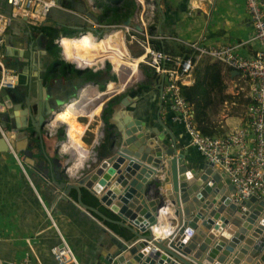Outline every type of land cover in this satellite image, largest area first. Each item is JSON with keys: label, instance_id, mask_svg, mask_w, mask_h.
I'll return each instance as SVG.
<instances>
[{"label": "water", "instance_id": "95a60500", "mask_svg": "<svg viewBox=\"0 0 264 264\" xmlns=\"http://www.w3.org/2000/svg\"><path fill=\"white\" fill-rule=\"evenodd\" d=\"M58 1L63 5L71 0ZM63 14L66 17L63 21L71 23L73 16L70 14L73 13L65 11ZM130 23L129 17L125 24ZM136 29L140 30V27ZM24 48L33 52L27 43ZM24 54L25 50L14 49L12 52L24 68L12 61L18 72V81L15 87L0 91L5 106L2 122L4 130L12 135L16 152L24 155L27 164L34 165L30 130L41 135L55 113L77 99L80 91L91 83L84 78H72L61 81L63 89H54L53 86L60 82L55 79L45 86L40 81L36 89L31 75L24 71L26 64L23 63H27L28 69L31 66L30 56L27 61L22 60ZM115 76L120 79L118 73ZM161 77L164 80V76ZM130 86L104 98L107 104L113 97L126 93L112 106L108 122L116 131L109 133L111 139L108 138L106 144L109 151L95 156L72 182H60V172L65 168L60 160L53 178H50L49 168H45L47 177L42 179L52 182L46 185L54 202L67 201L69 192L74 189L80 206L77 210L90 218L101 217V224L94 222L99 229L103 230L104 221H110L124 226L134 235L126 239L109 228L111 246L101 255L104 262L98 264H223L230 258L233 260L231 264H264V197L233 202L235 188L231 179L216 169L210 160L205 159L202 165L190 168L168 127H146L133 115L137 106L134 97L138 92H127ZM0 144V151L9 152L8 142L1 133ZM82 187L120 219L112 220L96 207L86 204L82 199ZM153 190L161 197L152 194ZM163 196L174 205L176 227L163 239H155L152 227L158 223ZM261 216L262 220L259 219ZM249 231L253 237L248 236ZM58 242L56 239L49 249L52 258V248ZM236 247L240 249L237 251Z\"/></svg>", "mask_w": 264, "mask_h": 264}, {"label": "crops", "instance_id": "0c3cea01", "mask_svg": "<svg viewBox=\"0 0 264 264\" xmlns=\"http://www.w3.org/2000/svg\"><path fill=\"white\" fill-rule=\"evenodd\" d=\"M193 1L194 18L182 19L181 14L184 13L183 10L177 14L165 12L166 15L163 16L161 22L164 23L165 27L163 30H165L166 34L170 35L169 37H172L173 39L176 38L182 42L194 41L199 39V37H203L204 40L211 45L232 41H250L252 36V24L250 15L245 7V0H210L209 3L205 2L207 0ZM95 2L98 7L96 10H93V7L91 8L89 6L88 0H71L68 4L64 3L63 6L73 10L69 11V13H73L70 14L73 16L71 23L63 21V19L66 18L63 14L65 11L60 8H56L58 9L56 12H50L46 20L39 24H31L29 21L24 20L25 18L12 19L7 27L5 34L6 37L2 48L7 66L14 69L15 67L12 66V61H16L17 64L20 65L18 58L12 55L14 49L18 51L25 50L24 58L22 60L27 61L30 56L29 63L31 66L28 69L27 63H23L26 64V69L24 71L31 75L32 84L34 85L33 87L36 89H38L40 81L44 83V86L49 84L48 81L51 79L48 76H45L46 71H44V69L46 67L48 68L50 63L57 69L55 76L51 78L60 79V82H58L59 84L55 87L53 86L54 89H57L58 87L63 89L64 86L61 81L72 78H84L86 82L97 84L103 83L105 79L106 81L114 82L108 80L109 78L114 79V76H109L103 63L99 64L98 67L91 68L93 71L99 72V74L97 73V76L94 78H89L88 72H84L83 70L85 65H81L77 62L74 64V61V65H68L66 59L60 55L59 49L57 50L59 51L60 56L55 59L48 49L49 37L39 26L60 25L58 26L60 30H64L67 29L65 27L67 25L69 28L74 29V31H80V27L87 25L90 27L88 19L99 26L116 24L117 22L112 21H110L112 24L102 22L105 20H102V17L100 16L102 12L99 13V10L101 8L103 9L102 4L99 0ZM206 6H208V11H206ZM10 10V6L7 5L5 0H0V13L6 14L9 13ZM207 14L209 16H207ZM91 15H94L97 20L95 21ZM186 15L185 10L184 16L186 17ZM124 20H122V24L125 23ZM99 26L98 29L102 30ZM104 31L110 30L107 29ZM61 38H64L63 44L65 39H69V37L64 35H62ZM24 43L31 45L33 52L30 53L29 48L25 49ZM63 44L60 42L63 54L68 59ZM255 48L256 44L251 41L250 46L244 47L243 50H245V52H251ZM42 51H46V53ZM31 55L33 58H31ZM19 65H17L18 68H24L21 65L19 67ZM72 66L75 69L81 70L80 73L75 74V69ZM222 67L227 89L230 88V91L233 94L235 91L239 93L242 90H248L247 83L240 79L238 72L230 70L223 64ZM152 74L154 76L152 84L143 83L139 85L150 87L149 93L142 88H135L131 91L133 93L138 92V96L134 95L137 106L133 110V115L138 120L145 123L146 127H158L160 129L168 127L177 140L178 151L185 154L187 165L190 168H196L197 166L202 165L206 162L205 157L190 144V137L183 124L172 120L170 102L166 98L163 99L162 93H160L161 85L163 91L166 82L165 79L163 80L162 77L155 75L153 72ZM199 76H201V74L198 75L196 73L195 76L193 73L192 81L186 85H194L197 80H201V77L198 78ZM142 78L143 72L141 79ZM46 79H48V81L45 82ZM117 80L118 79L116 78V81ZM118 81L121 82L120 79ZM25 82H27V80H25ZM51 82L53 81L51 80ZM8 89L11 88H5L4 90L7 91ZM35 94L37 95V90H35ZM125 94L113 97L111 99L112 101H108L111 103V110L113 103H116L113 102V99H116L114 101L120 100ZM248 94L249 93H246V106L247 102L249 103L250 101ZM231 96L233 97V95ZM2 98L3 95L0 94V100L3 102ZM110 103H108V105H110ZM110 108L109 117L107 120L105 119V121L111 126V129L116 131V128L108 122L112 113ZM102 111L104 117L106 115V109L104 106ZM4 116V111L0 112V122L2 126V118H4ZM98 123L99 124L95 126L96 128L94 127L91 129L88 128L91 124L89 123V126L81 137V143L87 149V152L90 151L88 155H85L86 153L81 149H76L75 145L72 143L65 142L67 137L65 140H62L63 133L60 137V131H58V124H63L61 122H54L53 125L48 124V126L43 129L41 135L38 133L33 134L30 130L29 142L35 162L34 165H32L23 161L28 175L23 172L21 166L12 154L0 151V227L2 231V239L0 240V258L2 259V264H12L15 261H22L25 258H29L31 264H55V261H53V258L49 253V249L56 239L59 241V236L58 232L52 225V221L46 214L45 206L52 211V218L57 227L74 248L77 256L83 264H98L99 262H104V260L101 259V255H104L107 252V247L111 246L109 227L103 223V230L99 229L95 223L101 224V217L97 216L98 219L96 220L90 218L86 214L89 217L88 218L77 210L80 206L77 203L76 190L71 189L68 199H66L67 201L62 203L58 201L57 203L54 202L55 199L49 195L50 190L46 185L47 183L52 184V182H50L49 179L42 181V179L47 177L45 168H49L51 171L50 178H53L56 173L55 169L58 168L57 161L60 160L63 163V167H65L64 172L63 168L60 172L62 175L60 182H72L74 177H76L75 175L82 173L86 166L93 161L95 156H99L100 153H107L109 151V146L106 144L108 138L111 139V134L109 133L113 131L106 132L105 128L101 127L100 122ZM238 124L234 126H237ZM218 129L219 128H217V130ZM61 141H63V143H61ZM67 144H71L72 146H67ZM76 150L79 151L77 152ZM20 156L24 157L22 154ZM64 156H69L71 159L64 161ZM83 189L85 188L82 187V191ZM152 194L158 195L154 190ZM262 218V216L259 217L260 220ZM167 226L169 225L167 224ZM167 228L169 231L171 230L170 227ZM125 230L126 235H121L118 232L117 234L126 239L133 238L132 232L127 228H124V231ZM248 235H251L250 231ZM235 249L238 251L240 248L237 247Z\"/></svg>", "mask_w": 264, "mask_h": 264}, {"label": "built area", "instance_id": "2783aa9c", "mask_svg": "<svg viewBox=\"0 0 264 264\" xmlns=\"http://www.w3.org/2000/svg\"><path fill=\"white\" fill-rule=\"evenodd\" d=\"M5 2L11 10L10 13H0V91L15 87L18 81L17 70L7 66L2 51L6 30L11 20L25 18L31 24H39L46 20L52 9L60 8L68 12L73 11L60 5L58 0H5ZM88 4L91 8L93 7V10L98 9L95 0H88ZM245 7L252 24L250 41H232L211 45L203 37H199L194 41L185 42L191 50L188 55H173L156 48L152 43V38L163 40L167 36L161 33L156 36L149 35L147 25L143 19H141L142 24L139 23L140 30L136 29L134 25L137 22L136 17L134 21L131 19V23L128 25L124 23L121 25L99 26L88 19L92 26L90 25L89 30L85 31L90 32L95 39L100 38L102 30L104 32L105 28L110 32L121 31L141 47L144 59L140 64L147 65L155 75L164 76L166 82L162 97L170 102L172 120L182 123L190 137V144L205 159L210 160L216 169L231 179L235 188L232 201L236 203L248 200L250 197L259 199L264 197V0H245ZM98 26L102 30L94 32L93 29H98ZM82 34V32H79L76 36ZM136 34L141 35V37L138 38ZM62 35L65 36L62 33L55 40V44L61 48V55L67 61L73 62L63 54V49L59 44ZM251 41L256 44V48L251 52H245L243 48L250 46ZM203 57L214 62H220L230 70L238 71L240 79L248 86L250 101L246 106L245 116L241 123L220 135H205L201 131L195 120L194 109L182 93V86L192 81L195 67ZM3 111H5V106L0 100V112ZM0 133L8 142L9 153L15 157L23 172L27 174L23 164L24 158L14 149L11 140L12 135L4 130L1 122ZM158 196L161 197L159 194ZM163 198L164 204L160 205L158 209V223L155 226L165 220L170 227L175 229L174 205L165 196ZM162 207L165 208L164 214L167 215L165 218H163L162 211H160ZM169 207L171 209H167ZM45 209L59 236V242L52 248L55 262L57 264H83L74 248L57 227L52 218V211L46 206ZM92 217L97 220L96 217ZM155 226L152 227L155 239H163L171 233L170 231L163 236H157L154 233ZM1 239L2 231L0 227ZM0 264H2L1 258ZM12 264H31V261L29 258H25Z\"/></svg>", "mask_w": 264, "mask_h": 264}, {"label": "bare ground", "instance_id": "6f19581e", "mask_svg": "<svg viewBox=\"0 0 264 264\" xmlns=\"http://www.w3.org/2000/svg\"><path fill=\"white\" fill-rule=\"evenodd\" d=\"M138 1L143 7L146 6V0ZM140 18L143 19L146 24L143 12H141ZM101 38L95 39L90 32H84L82 35L74 37L73 39L67 38L64 41V51L66 49L65 54L69 60L71 59L74 62L85 65V67L102 63L105 65V61L108 60L112 63L115 73L119 74L121 82H110L103 91L98 90L97 87L92 85L81 90L79 97L83 102H80L79 97L70 101L55 113L50 124L53 125L54 122L65 124L67 137L65 142L72 143L75 145L76 149H81L86 153L85 155H88L90 151L87 152V149L81 143V137L89 123L96 121V117L100 115L102 107L105 104L104 98H109L116 92L121 91L123 87L130 86L142 77L139 64L143 61L144 54L141 53L140 56H133L124 41L125 39L121 31H113ZM63 39H60L59 44L60 42L63 44ZM81 117L87 118L88 122L83 123L80 120ZM68 145L69 144H67V146ZM167 209H171V207ZM160 211H162V216L165 218V216H167L164 214L165 208L162 207ZM167 224L168 222L163 220L155 226V235L163 236L172 231L173 227L167 226ZM167 227H170L171 230L169 231ZM250 236H252V234ZM232 262L233 260L231 258L228 262L223 264H231Z\"/></svg>", "mask_w": 264, "mask_h": 264}, {"label": "rangeland", "instance_id": "374dc122", "mask_svg": "<svg viewBox=\"0 0 264 264\" xmlns=\"http://www.w3.org/2000/svg\"><path fill=\"white\" fill-rule=\"evenodd\" d=\"M95 1H98V0H95ZM99 1H100V3L102 4V7H103V9L101 8L102 10L101 9L99 10V13L102 12L100 14V16L102 17V20L105 19L104 21H102L103 23L112 24V23H110V21H112V22H117L116 25H121L123 23L122 20H124V19L127 20L130 17L134 21V18L136 17V21L137 22L135 21L136 23H134V25L137 28V26L140 27V24H142L140 16H141V12H143V15H144V18H145V22L147 24L148 34L149 35L156 36V35H159L161 33V34L167 36L163 40H174V41L176 40L177 41V42H174V41L166 42L167 45L169 46V51L170 52H173L175 54L179 53L178 42L181 43L184 46H187L185 44V42H182V41H180V40H178L176 38L173 39L172 37H169L170 35L166 34L165 30H163L165 25H164V23L161 22V20H162L163 16L166 15L165 12L166 13L170 12L171 14H177L178 12H180L182 10L184 11V13H185V10H186V14H187L186 17H185L184 13H182L181 14V18L182 19L183 18H187V19L194 18L193 17V12H194V10H193L194 9V7H193L194 1L193 0H179V1L178 0H146V6L145 7H143L137 0H99ZM209 1L210 0H207L205 2L209 3ZM125 2L134 3L133 13L130 14L129 17H126L125 13L128 10L122 9L120 11L119 16L116 17L115 12H114V7L115 6L120 7V5H122ZM210 6H211V4H210ZM107 7L110 8L108 11L104 9V8H107ZM206 8H207L206 11H208V6H206ZM57 10L58 9H52L51 13H53L54 11L56 12ZM206 11H205V13H206ZM106 12H108V13H106ZM207 16H209V15L207 14ZM126 20H124V21H126ZM74 33L78 34V31H76ZM107 33H111V32L110 31H105V34H107ZM121 33L124 36V39H125L124 41L126 42V45L129 48V50H130V53L133 56L141 55V53H142L141 47L137 43H135L134 40L130 39L129 36H126L124 32H121ZM136 36L138 38L141 37V35H139V34H136ZM152 39H158V38L154 37ZM168 43H171V44H168ZM177 55H180V54H177ZM210 62H214V61H212L211 59L206 58V57L201 58L198 61L197 65H196V69H195L194 75L196 76V73L201 74V70L203 69L204 65L207 64V63H210ZM70 63L72 65H74L73 62H70ZM108 63H111V62L106 60L105 61V66ZM98 65L99 64L90 65L89 67L90 68H95ZM139 65H140V70L143 72V78L141 80H139V81H136V82L132 83L131 86L128 88L127 92H130V91L134 90L135 88L136 89L137 88H142L147 93H149L150 87L139 86V85L143 84V83L152 84L154 76L152 74V71L149 69V67L147 65H145V64H139ZM111 71H113L114 73H112ZM114 74H116V73L113 70V65L111 63V69H109V76L113 77V76H115ZM106 82L107 81L105 79V82L103 81V85L105 86V88H106V86H108V84L106 85ZM108 82H110V81H108ZM116 82L119 83L120 81L117 80ZM97 85H99V90L102 91L100 89V86L102 85V83L101 84H97V83L92 84V86H95V87H97ZM246 93H249V91L248 90L247 91L246 90H242L239 93H237L235 91L234 94H233L230 91V88L227 89L223 93V95H230V96L233 95L234 98H232V100H230V99L224 100L223 103H221L218 106L217 112L212 116V120H213L214 124L218 126L220 132L224 133L230 127H232V126L238 124L239 122H241V120L245 116V109H246V102H245L246 100L245 99H247L246 98ZM78 97H79V95H78ZM114 100H116V99H113V102H116ZM108 103H110V102H108ZM108 103L104 104V108L106 109L105 117H103V113L104 112L102 111L103 113L101 112L100 116L96 117L97 121L91 122L90 126L88 125L89 129L94 128L95 126H97L99 124L98 122H100L101 127L105 128L106 132L114 131L113 129H111V126L108 125L106 123V121H105V119L106 118L108 119V117H109V111H108V108H107ZM102 109H103V107H102ZM80 120L83 123L84 122L85 123L88 122V119L84 118V117H81ZM45 127H46V125H45ZM58 127H59V129H61L63 131V139L62 140H65L66 139V131H65L66 127H65V124H58ZM70 159H71V157L64 156V161H68Z\"/></svg>", "mask_w": 264, "mask_h": 264}, {"label": "trees", "instance_id": "16d2710c", "mask_svg": "<svg viewBox=\"0 0 264 264\" xmlns=\"http://www.w3.org/2000/svg\"><path fill=\"white\" fill-rule=\"evenodd\" d=\"M133 7H134V3H130V2H125L122 5H120V7L115 6L114 12H115L116 17L119 16L120 11L122 9L128 10L125 13V16L129 17L130 14L133 13ZM104 9L108 11L110 8L107 7ZM39 26H40V29H42V31L49 37L48 49L50 51V54L55 59H57L61 55V48L55 44V39L59 36L60 32L65 30L64 32H67L66 34L69 35L67 36L69 38H74V37H77L76 35H78L74 33L76 32L74 31V29L69 28L67 25L66 26L64 25L67 28L64 30L63 29L60 30V28L58 27L60 25H56V26L39 25ZM80 28L81 30L78 31V33L81 31L89 30L88 25L80 27ZM104 30H107V28H105ZM93 31L100 32V29H95V30L93 29ZM168 41H174V40L152 39V43L154 44L156 48L162 49L166 52H169L175 55V53L169 51V46L166 43ZM174 42H177V41L175 40ZM168 44H171V43H168ZM57 49L60 50V55ZM178 49H179V53L177 54H180V55H188L191 53V50L187 46H184L179 42H178ZM68 65H71V63L68 62ZM106 66L107 67H105V70L108 71L109 73V69H111V63H108ZM80 71L81 70L79 69H75L74 73L79 74ZM84 72H88L89 78H94L97 76V73L99 74V72L97 71L95 72L91 69H86L84 70ZM197 74L199 75V73ZM200 77H201V80H197L194 85L182 86V93L185 96L186 100L192 105L194 109L195 120L197 121L198 126L201 129V131L205 135H211V136L220 135L222 132H220L219 129L217 130L218 126L214 124L212 120V116L217 112L218 106L221 103H223L224 100L226 99L232 100L233 98L230 95H223V93L227 89V85L224 81L222 64L220 62H210V63L205 64L203 69L201 70V76H199L198 78ZM108 80L114 81L116 80V78L115 77L114 79L109 78ZM100 89L102 91L105 89V86L103 85V83L100 86ZM108 106H109L108 107V111H109L111 103ZM58 131H60L59 133L61 137V134L63 133V131L61 129H59ZM82 199L86 204L96 207L97 209H99L101 212H103L106 216H108L112 220L117 221L120 219L115 213H113L108 208H106L104 205H102L99 199L87 189H83ZM104 222L109 228L114 230L116 233L118 232L121 235H126V230L124 231L125 227H123L122 225L120 226L119 224L110 222V221H104Z\"/></svg>", "mask_w": 264, "mask_h": 264}, {"label": "flooded vegetation", "instance_id": "af4514ba", "mask_svg": "<svg viewBox=\"0 0 264 264\" xmlns=\"http://www.w3.org/2000/svg\"><path fill=\"white\" fill-rule=\"evenodd\" d=\"M64 45V44H63ZM64 47H65V45H64ZM65 51H66V49H65ZM49 61H50V59H49ZM57 72V69L56 68H54L52 65H51V63H50V65L48 66V68H46V75L45 76H48L52 81H54L55 79H52L51 77H53V76H55V73ZM50 80V81H51ZM46 81H48V79H46L45 80V82ZM50 81H48V82H50ZM113 105H114V103H113ZM104 106V105H103ZM109 106L107 105V108H108Z\"/></svg>", "mask_w": 264, "mask_h": 264}, {"label": "clouds", "instance_id": "9594fccd", "mask_svg": "<svg viewBox=\"0 0 264 264\" xmlns=\"http://www.w3.org/2000/svg\"><path fill=\"white\" fill-rule=\"evenodd\" d=\"M61 33H64L65 36H69V35H67L66 32H64V31H61L60 34H59V36L61 35ZM101 35H102V37H104L105 35H108V34H105V31H104V32H102ZM59 36H58V37H59ZM58 37H57V38H58ZM57 38H56V39H57ZM100 38H101V37H100ZM56 39H55V40H56ZM57 46H58V45H57ZM61 56H62V55H61ZM64 59H65V58H64ZM68 62H69V61H68ZM105 67H106V66H105ZM195 68H196V67H195ZM86 69H88V68L85 67L83 70H86ZM89 69H91V68H89ZM91 70H92V69H91ZM111 72H112V71H111ZM114 75H115V74H114ZM114 77H116V76H114ZM114 81H116V80H114ZM92 84H95V83H91V85H92ZM106 85H107V82H106ZM98 88H99V85H98ZM98 88H97V89H98ZM46 126H47V125H46ZM65 131H66V130H65ZM61 142H63V141H61Z\"/></svg>", "mask_w": 264, "mask_h": 264}]
</instances>
